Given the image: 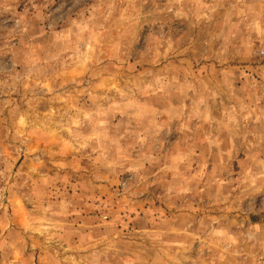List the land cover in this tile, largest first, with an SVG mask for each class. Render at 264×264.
Listing matches in <instances>:
<instances>
[{
  "label": "rangeland",
  "instance_id": "374dc122",
  "mask_svg": "<svg viewBox=\"0 0 264 264\" xmlns=\"http://www.w3.org/2000/svg\"><path fill=\"white\" fill-rule=\"evenodd\" d=\"M264 0H0V264H264Z\"/></svg>",
  "mask_w": 264,
  "mask_h": 264
},
{
  "label": "built area",
  "instance_id": "2783aa9c",
  "mask_svg": "<svg viewBox=\"0 0 264 264\" xmlns=\"http://www.w3.org/2000/svg\"><path fill=\"white\" fill-rule=\"evenodd\" d=\"M261 45L262 47L259 49L260 54H264V33L261 37Z\"/></svg>",
  "mask_w": 264,
  "mask_h": 264
}]
</instances>
